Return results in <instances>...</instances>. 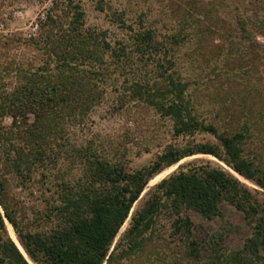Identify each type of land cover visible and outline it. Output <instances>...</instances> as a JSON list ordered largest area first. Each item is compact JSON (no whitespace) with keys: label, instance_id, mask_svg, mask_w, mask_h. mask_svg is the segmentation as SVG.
I'll return each mask as SVG.
<instances>
[{"label":"trees","instance_id":"16d2710c","mask_svg":"<svg viewBox=\"0 0 264 264\" xmlns=\"http://www.w3.org/2000/svg\"><path fill=\"white\" fill-rule=\"evenodd\" d=\"M65 1L61 7L63 16L48 17L41 24L37 38L24 43L41 53V61L8 69L7 77H13L16 82L10 93L0 92V116L9 115L15 124L18 117L25 119L27 114L34 117V123L27 125L23 133L15 134L11 127L1 137L0 264H30L9 237L4 219L34 264H109L117 251L120 257H126L141 249L146 235L162 214L170 219L172 234L180 238L188 255L199 260L202 252L186 213L192 211L206 220L223 218L226 205L242 215L250 235L237 250L227 251L223 247L227 231L213 234L206 242L211 256L209 264H264V168L247 156L244 149L246 139L251 136L252 122L248 119L229 132L200 118L189 85L175 70L172 74H159L151 84L138 78L130 87L132 97L172 123L173 136L180 140L178 145L166 146L148 166L128 170L124 160H110L90 145L66 148V144L57 142L65 139L63 132L68 126H73L101 102L103 89L96 80L98 77L103 81L105 74L101 70L106 65L110 62L128 65L132 56L137 63L153 62L152 55L156 53L152 30H135L126 24L123 14H112L117 27L123 31L130 29L132 33L131 51L118 41H114L117 45L114 47L106 31L85 27L78 2ZM238 22L245 40H251V36L264 38V17ZM158 50L161 54L156 56L160 61H155L159 68L169 52L164 47ZM199 135H208L214 141L199 140ZM16 140L22 144L15 143ZM57 149L67 150L61 158L81 163L82 172H60L53 183L57 204L49 217L52 226L33 233L24 231L2 198L7 185L5 176L8 173L24 181L31 179L35 171L45 174L51 156L55 162L56 155L60 157ZM196 155L215 158L257 189L249 188L234 175L209 163L187 165L152 187L143 207L131 217L122 239L110 250L149 181Z\"/></svg>","mask_w":264,"mask_h":264},{"label":"rangeland","instance_id":"374dc122","mask_svg":"<svg viewBox=\"0 0 264 264\" xmlns=\"http://www.w3.org/2000/svg\"><path fill=\"white\" fill-rule=\"evenodd\" d=\"M75 2L82 8L85 27L97 32L106 31L112 46L117 47L114 41H118L125 45L127 51L132 50L130 29L123 31L111 18L112 14H123L129 27L154 32L153 48L156 53L152 55L153 62L137 63L136 57L132 56L133 60L128 65L123 66L121 62L106 65L101 70L105 74L103 81H99L98 77L96 80L99 88L103 89L101 102L73 126H68L63 132L65 139L57 141L59 144H66V148L90 145L110 160H124L128 170L148 166L166 146H175L179 139L173 136L172 123L132 97L130 87L138 78L151 84L159 74H172L175 70L179 78L189 85L200 118L229 132L250 119L251 136L246 139L244 149L247 156L264 168V38L251 36V40H245L238 22L255 16L264 17V0ZM64 3L65 0H0V37L3 38L0 40V92L10 93L16 82L13 77H7L8 69L18 64L35 65L41 61V53L24 43L37 38L41 24L48 17H60ZM163 47L169 54H166L158 68L155 60L160 61V58L156 54L160 55L158 49L163 50ZM137 71L139 74L134 75ZM33 123L32 114H27L25 119L16 118V124L9 115L0 116V145L1 137L11 127L15 134L23 133L26 126ZM198 139L214 141L208 135H199ZM15 143L22 144L18 140ZM57 151L60 156L67 150ZM47 155L50 156V153ZM56 158L55 162L54 156H51L45 174L42 172L44 178L40 170L24 181L8 173L5 176L7 185L2 198L24 231L33 233L48 230L52 226L53 220L49 217L57 204V191L53 183L60 172H82L81 163L67 161L57 155ZM72 162L74 166L70 168ZM207 163L234 175L249 188L257 189L211 156L185 158L149 181L110 250L122 239L131 217L143 207L154 185L187 165ZM223 210V218L212 220H206L192 211L186 213L193 223L195 238L202 252L199 260L188 255L180 238L172 234L170 219L162 214L146 235L141 249L126 257H120L117 251L109 264H209L211 256L206 242L213 234L220 230L227 231L223 243L227 251L237 250L250 235V228L240 213L229 205ZM0 212L3 214L1 208ZM4 222L9 237L28 262L34 264L23 252L11 225L5 219Z\"/></svg>","mask_w":264,"mask_h":264}]
</instances>
